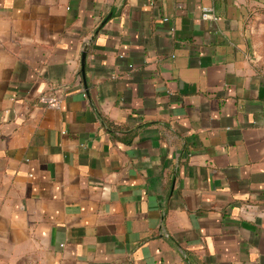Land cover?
I'll use <instances>...</instances> for the list:
<instances>
[{"label": "crops", "instance_id": "crops-1", "mask_svg": "<svg viewBox=\"0 0 264 264\" xmlns=\"http://www.w3.org/2000/svg\"><path fill=\"white\" fill-rule=\"evenodd\" d=\"M260 10L0 0V264H264Z\"/></svg>", "mask_w": 264, "mask_h": 264}, {"label": "rangeland", "instance_id": "rangeland-1", "mask_svg": "<svg viewBox=\"0 0 264 264\" xmlns=\"http://www.w3.org/2000/svg\"><path fill=\"white\" fill-rule=\"evenodd\" d=\"M248 31L253 61L264 71V10L252 14Z\"/></svg>", "mask_w": 264, "mask_h": 264}, {"label": "built area", "instance_id": "built-area-1", "mask_svg": "<svg viewBox=\"0 0 264 264\" xmlns=\"http://www.w3.org/2000/svg\"><path fill=\"white\" fill-rule=\"evenodd\" d=\"M215 18L214 15L210 12V9L203 8L202 18ZM84 96H86V93H83ZM37 102L39 104H43L47 107H58L60 103V98L58 95L54 96H47L45 94H40L37 96Z\"/></svg>", "mask_w": 264, "mask_h": 264}]
</instances>
